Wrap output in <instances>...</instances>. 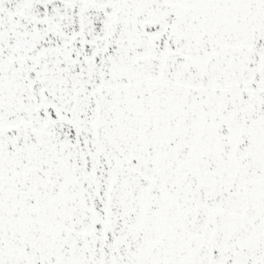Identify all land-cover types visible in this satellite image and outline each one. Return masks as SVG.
I'll list each match as a JSON object with an SVG mask.
<instances>
[{"label":"snow or ice","instance_id":"obj_1","mask_svg":"<svg viewBox=\"0 0 264 264\" xmlns=\"http://www.w3.org/2000/svg\"><path fill=\"white\" fill-rule=\"evenodd\" d=\"M0 264H264V0H0Z\"/></svg>","mask_w":264,"mask_h":264}]
</instances>
